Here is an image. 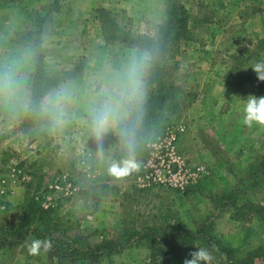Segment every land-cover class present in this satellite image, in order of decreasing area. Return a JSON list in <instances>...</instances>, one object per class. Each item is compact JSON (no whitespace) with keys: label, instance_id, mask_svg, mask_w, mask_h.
Instances as JSON below:
<instances>
[{"label":"rangeland","instance_id":"374dc122","mask_svg":"<svg viewBox=\"0 0 264 264\" xmlns=\"http://www.w3.org/2000/svg\"><path fill=\"white\" fill-rule=\"evenodd\" d=\"M48 1L0 0V64L31 54L25 87L32 100L36 87L42 88L37 105L52 89L73 86L68 118L55 129L36 112L13 114L0 106V264H145L151 253L143 240L98 258L33 256L24 246L31 235L19 240L7 230L19 221L48 224L51 235H81L91 244L121 243L124 229L141 232L151 226L167 233L178 226L195 234L193 243L166 252L163 259L181 263L195 247H203L212 255L210 263L220 264L226 256L214 244L222 243L234 260L247 257L264 264V183L252 184L251 174L264 162V125L243 123L247 96H264V81L250 67L264 53V0H174L188 10L187 31L155 59L169 94L156 103L153 116L142 120L136 139L152 138L173 124L184 126L177 143L190 162L204 164L207 172L183 191L166 185L138 188L135 173L111 175V163L127 153L117 134L109 132L98 145L89 127L95 93L109 84L129 54L157 53V47H142L131 38L155 41L166 0H56L42 20L38 59L24 35ZM150 78L151 71L146 95ZM141 150L136 148L138 162ZM263 169H255V177L264 178ZM64 175L78 190L52 191L53 205L44 207L46 185ZM33 199L42 209H53L34 214Z\"/></svg>","mask_w":264,"mask_h":264},{"label":"clouds","instance_id":"9594fccd","mask_svg":"<svg viewBox=\"0 0 264 264\" xmlns=\"http://www.w3.org/2000/svg\"><path fill=\"white\" fill-rule=\"evenodd\" d=\"M155 51L133 50L126 63L113 73L109 84L95 93L89 109L91 135L98 145H102L106 135L114 132L127 153V158L112 162L111 175L122 178L141 170L136 159L137 130L143 119V104L146 98V82L153 63ZM31 54L25 52L18 57L0 64V106L13 114L36 112L46 118L55 129L68 118V107L73 99V86L61 85L52 89L40 102L35 104L25 87V69ZM257 80L264 81V60L250 65ZM243 123L251 127L253 123L264 125V96L249 94L244 106ZM102 155V150L101 153ZM29 255L47 254L53 248L50 239L25 240ZM183 264H210L211 253L203 247H195Z\"/></svg>","mask_w":264,"mask_h":264},{"label":"trees","instance_id":"16d2710c","mask_svg":"<svg viewBox=\"0 0 264 264\" xmlns=\"http://www.w3.org/2000/svg\"><path fill=\"white\" fill-rule=\"evenodd\" d=\"M56 0H50L47 2V5L44 7V13H37L32 16V28L27 31L24 35V39H26L36 51V56L40 59V52L37 43L39 42L38 38L42 31V20L44 16L52 9ZM166 17L163 20L161 26L159 27L157 38L155 41H150L146 37L136 38L133 37L131 40L138 42V44L142 47L151 49L152 47H157V58L158 60L161 58L166 49L169 48V44L174 42L179 34L187 31V23L189 20L188 10L180 3L174 0H166ZM109 28L110 32L113 31L111 27ZM153 50V49H152ZM160 53V54H159ZM264 54V53H262ZM259 53L258 58L260 60H264V55ZM37 73L36 80L41 81L42 72L40 71V66L36 63ZM154 68V69H153ZM166 79L163 78L161 68L158 63L154 61L152 70H151V78L149 81L148 94L146 95L144 104H143V119L147 120L149 116H153L155 105L158 101L164 100L165 95L169 94L168 87L165 86ZM42 88L36 87L34 90V103L37 102L35 96H37V92ZM144 134H141L143 137ZM150 139V138H149ZM144 138L142 141L139 138L137 143V147H141V158H139V162L144 160L147 154L146 142L147 140ZM119 162V161H117ZM257 168L263 169L264 162L260 161L255 165L253 170L251 171L252 176H254V180L252 184L264 183V178L260 176L255 177V171ZM256 169V170H255ZM264 170V169H263ZM31 212L34 214L39 212L40 216L47 214L53 207H49V209H42L41 205L34 201L31 202ZM49 210V211H47ZM7 230L10 231L14 236L19 240H23L28 234L31 235L32 239H50L53 242V248L48 254L53 257H57L60 259H86V258H98L99 256H111L115 254V252H119L125 245L127 244H135L143 242L151 249V253H149V259L145 264H183L177 263L176 261L170 259H163L161 256L166 254L168 251H178L185 250L190 248L195 238V234L188 231L180 229L178 226L172 227L170 232L163 233L159 232L158 228L146 226L143 231H130L129 229H124L121 233L120 237H122V242L114 241L112 239L104 240L97 244H91L87 239L81 235H76L70 239H63L60 236L51 235L50 233L53 230V227L46 224L42 225L40 223H34L31 225L29 221L23 222L19 221L15 224H12L7 227ZM5 232V229H3ZM16 233V235H15ZM161 243L165 244L168 249L165 251L164 246ZM214 246L221 250L222 253L225 254L224 261L220 264H254L251 258H241L239 260H234L230 253H225L228 251V248L224 246L222 243H216ZM211 264V263H210Z\"/></svg>","mask_w":264,"mask_h":264},{"label":"built area","instance_id":"2783aa9c","mask_svg":"<svg viewBox=\"0 0 264 264\" xmlns=\"http://www.w3.org/2000/svg\"><path fill=\"white\" fill-rule=\"evenodd\" d=\"M183 129L182 124H173L147 140V154L141 162V170L133 177L136 187L166 185L183 191L203 178L207 172L205 165L190 162L177 143L178 133ZM46 186L49 192L41 195L44 207L53 205L52 191L74 193L78 190V184L66 175L63 180H54Z\"/></svg>","mask_w":264,"mask_h":264}]
</instances>
